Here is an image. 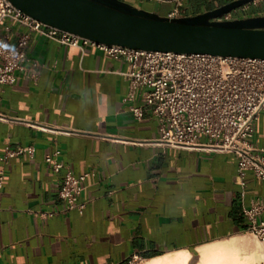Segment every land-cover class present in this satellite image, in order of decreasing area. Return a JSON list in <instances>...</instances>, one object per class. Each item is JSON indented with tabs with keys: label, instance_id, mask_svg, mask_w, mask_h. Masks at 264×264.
<instances>
[{
	"label": "crops",
	"instance_id": "0c3cea01",
	"mask_svg": "<svg viewBox=\"0 0 264 264\" xmlns=\"http://www.w3.org/2000/svg\"><path fill=\"white\" fill-rule=\"evenodd\" d=\"M160 16L191 14L197 0H124ZM195 5V6H196ZM257 15L264 14V1ZM238 18V17H236ZM10 41L29 33L25 70L0 97V264H122L132 254L146 260L238 239L243 209L264 202V179L245 175L243 197L232 151L169 146L160 141L148 107L137 119L122 102L128 82L124 59L97 48L74 47L29 32L5 18ZM250 144L262 149L264 111ZM199 143H206L203 135ZM33 146L2 159L5 148ZM58 150L63 167L44 161ZM86 174L77 208L58 196L62 176ZM264 218V212L261 214Z\"/></svg>",
	"mask_w": 264,
	"mask_h": 264
},
{
	"label": "built area",
	"instance_id": "2783aa9c",
	"mask_svg": "<svg viewBox=\"0 0 264 264\" xmlns=\"http://www.w3.org/2000/svg\"><path fill=\"white\" fill-rule=\"evenodd\" d=\"M234 11L237 9L219 20H231V12ZM170 17H176V12ZM5 18L60 44L74 47L89 45L114 58L124 59L128 63V69L123 73L128 87L122 102L140 100L139 106H130L137 119L141 118L144 107L150 109L157 121L161 142L183 147L203 144L237 154L236 183L241 197L247 172L264 179L263 150L250 144L256 116L264 111V58L150 51L96 43L44 24L16 8L9 0H0V22ZM9 30L7 26L0 34V97L3 87L16 80L17 71L25 70L27 62L25 48L29 33H20L11 42ZM199 135H203L207 142L199 143ZM33 152L31 145L14 149L6 147L2 159L21 153L32 155ZM58 153L55 150L44 158L54 172L63 167L56 158ZM85 176L73 174L70 170L62 176L58 196L66 202L68 209L82 210L83 204L77 200ZM2 179L0 173V185ZM263 212L264 202L258 199L243 209L245 231L260 242L264 250ZM142 261L141 256L132 254L122 264H140Z\"/></svg>",
	"mask_w": 264,
	"mask_h": 264
},
{
	"label": "water",
	"instance_id": "95a60500",
	"mask_svg": "<svg viewBox=\"0 0 264 264\" xmlns=\"http://www.w3.org/2000/svg\"><path fill=\"white\" fill-rule=\"evenodd\" d=\"M32 18L96 43L150 51L264 58V14L219 20L255 0L160 16L124 0H9Z\"/></svg>",
	"mask_w": 264,
	"mask_h": 264
},
{
	"label": "bare ground",
	"instance_id": "6f19581e",
	"mask_svg": "<svg viewBox=\"0 0 264 264\" xmlns=\"http://www.w3.org/2000/svg\"><path fill=\"white\" fill-rule=\"evenodd\" d=\"M198 253L199 259L196 264H255L256 259L254 247L242 238L199 247ZM261 256L259 258H262ZM186 261L187 253L180 251L146 260L143 264H187Z\"/></svg>",
	"mask_w": 264,
	"mask_h": 264
},
{
	"label": "rangeland",
	"instance_id": "374dc122",
	"mask_svg": "<svg viewBox=\"0 0 264 264\" xmlns=\"http://www.w3.org/2000/svg\"><path fill=\"white\" fill-rule=\"evenodd\" d=\"M264 0H256L255 3H249L247 5V7H245L243 10H241L240 8L237 9V11L231 12V18L235 19L236 17L238 18H245V17H249V16H255L257 15V13L260 11V5ZM197 4V2L195 3V5ZM193 6V10L191 12V14H186V16L189 15H195L198 13H202L204 11H207L209 9H206V7L202 6L201 8L196 6ZM239 239H244L246 240V242L254 247L255 252H256V259L254 261L255 264H264V250L262 247V244L260 242H258L251 234L247 233V232H243V235L240 237H238ZM261 256L262 258H259V256ZM196 258V255L192 256L191 261L189 262V264H193L194 260ZM263 259V260H262ZM140 264H143V262H141Z\"/></svg>",
	"mask_w": 264,
	"mask_h": 264
},
{
	"label": "trees",
	"instance_id": "16d2710c",
	"mask_svg": "<svg viewBox=\"0 0 264 264\" xmlns=\"http://www.w3.org/2000/svg\"><path fill=\"white\" fill-rule=\"evenodd\" d=\"M197 1L201 3L204 7H206V9L209 8L212 9L227 2H230L232 0H197Z\"/></svg>",
	"mask_w": 264,
	"mask_h": 264
}]
</instances>
